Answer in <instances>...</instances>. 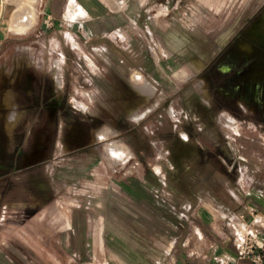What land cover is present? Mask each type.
Returning <instances> with one entry per match:
<instances>
[{
  "label": "rangeland",
  "instance_id": "rangeland-1",
  "mask_svg": "<svg viewBox=\"0 0 264 264\" xmlns=\"http://www.w3.org/2000/svg\"><path fill=\"white\" fill-rule=\"evenodd\" d=\"M20 3L0 0L3 70L35 48L39 64L71 45L98 48V62L71 55L69 98L38 101L8 138L14 147L0 149V264H177L208 253L220 264L225 239L207 230L211 217L232 252L241 234L263 243L262 212L248 223L222 213L239 206L230 193L252 205L246 195L264 191V54L254 47L264 46V0H154L139 22L146 35L128 45L108 11L78 29L73 4L59 45L64 33H46L48 0L34 3L35 29L11 34ZM80 8L81 22L92 18ZM147 82L148 97L138 91Z\"/></svg>",
  "mask_w": 264,
  "mask_h": 264
},
{
  "label": "crops",
  "instance_id": "crops-1",
  "mask_svg": "<svg viewBox=\"0 0 264 264\" xmlns=\"http://www.w3.org/2000/svg\"><path fill=\"white\" fill-rule=\"evenodd\" d=\"M151 1L154 0H77V3L71 2V0H48L45 8V16L43 18L44 23L46 24L47 37L49 36V33L54 32V30L57 29L64 33L62 37L59 35L60 37L57 36L56 38V42L59 43V45L62 44V39H65L67 36L62 28L66 25L64 24L65 21L71 20L66 18V7L68 5V13L71 15L72 11L70 5L73 4V6L77 5V8L75 6V11L73 13L78 15L79 19L81 15H83L80 8L81 6L92 15V18L85 19L84 22H81L79 19L74 20V22L77 23L78 29L83 28L85 31L88 29L87 32L89 33L90 27L86 28L85 26L90 22H93L95 25L97 20H100L103 23L106 22L107 19L105 15L108 11L110 21L116 27V35L124 38L126 45H128L130 40H133L134 37L141 36L143 38V36L146 35L144 29L139 27V22L149 20V5ZM156 2H160V0H156ZM3 30V28L0 29V34ZM97 33L100 35L101 31ZM71 35L74 34L71 33ZM75 47L77 46L71 45L69 48L61 46L57 61L52 58L50 61L39 64L35 59L38 57V53L36 52L37 48L32 52L31 49L25 46L22 48L31 51L30 53L25 54L26 56L24 60H18V62H15L9 70H3V67L0 65V149L4 147H14V142L8 140V138L12 137L20 117L26 116L33 111L37 106L38 101L66 100L69 98V77L65 70V64L66 61L71 60V55L81 57L80 55L82 54L84 56L89 54L98 62V48H93V50L90 51L79 45L77 49ZM127 51L128 50H126V54H128ZM119 52L118 49L111 50V58L121 60L120 56H118ZM46 53H48V51ZM49 53L53 57V50ZM149 86L150 83L147 82L144 88L138 87V91L148 97L150 96ZM96 97L97 96H95L94 99H96ZM139 117L140 113L135 109L130 113L131 119H139ZM156 170L161 181L165 182L166 174L163 173L162 168H156ZM249 193L246 197L250 196L254 200V203H252L254 206H252L249 201L248 203L247 201H242L238 194L230 193L231 198L237 201L239 206L234 209V211H226L223 209L224 212L222 214L224 216H234L241 221V218H244L246 215V219L243 220L246 223H248L252 219V215H254L251 211L252 208L253 210L264 214V191ZM242 197L245 198L244 195ZM223 223L224 222L216 221L215 218L211 217L208 220L209 228L207 229L210 231L211 227L213 231L223 235V238L225 239V241L221 243L223 247L218 250L222 254V262L220 264H239L240 262L237 259V254L229 249V242L226 240L227 234L223 227ZM208 240L209 242H212L210 239ZM261 240L263 241L262 244H264V235L261 236ZM169 254L170 250L163 248V255H165L166 258ZM211 256L212 255L208 253L204 255L203 258L198 259L185 260L183 258H177L176 262L177 264H212L210 261ZM215 263L218 264V262Z\"/></svg>",
  "mask_w": 264,
  "mask_h": 264
},
{
  "label": "bare ground",
  "instance_id": "bare-ground-1",
  "mask_svg": "<svg viewBox=\"0 0 264 264\" xmlns=\"http://www.w3.org/2000/svg\"><path fill=\"white\" fill-rule=\"evenodd\" d=\"M36 0H21V3L19 4L18 8H15L13 10V16L10 20L9 23V29L13 34H17V35H25L28 33V31L30 29H32V27H34V25L37 22V13H36V8L34 7V3ZM12 14V13H11ZM11 16V15H10ZM8 28V27H7ZM8 29V30H9ZM222 38V37H221ZM229 40V39H228ZM221 41V40H220ZM204 64V63H203ZM203 64L200 65V69L203 67ZM105 133V130H104ZM120 142V141H119ZM113 143V142H111ZM115 143V141H114ZM110 144V143H109ZM112 145V144H111ZM119 145V144H117ZM111 147V146H110ZM113 147V146H112ZM117 148V147H116ZM115 148V149H116ZM126 148V147H125ZM124 148V149H125ZM113 149V148H112ZM128 150V148H126ZM109 150L111 151V149L109 148ZM108 151V150H107ZM117 151V149H116ZM120 151V150H119ZM113 152V151H112ZM118 152V151H117ZM120 151V155H121ZM129 153V152H128ZM111 154V152H110ZM117 155V153H115ZM115 154H113L114 156H116ZM123 154V153H122ZM112 155V156H113ZM124 155H127V153L125 152ZM119 159V158H117ZM243 235V234H241Z\"/></svg>",
  "mask_w": 264,
  "mask_h": 264
},
{
  "label": "built area",
  "instance_id": "built-area-1",
  "mask_svg": "<svg viewBox=\"0 0 264 264\" xmlns=\"http://www.w3.org/2000/svg\"><path fill=\"white\" fill-rule=\"evenodd\" d=\"M236 249L239 262L264 264V244H261L252 233L248 232L242 235L238 240Z\"/></svg>",
  "mask_w": 264,
  "mask_h": 264
},
{
  "label": "flooded vegetation",
  "instance_id": "flooded-vegetation-1",
  "mask_svg": "<svg viewBox=\"0 0 264 264\" xmlns=\"http://www.w3.org/2000/svg\"><path fill=\"white\" fill-rule=\"evenodd\" d=\"M257 51H260L261 53L264 54V46L262 45H254Z\"/></svg>",
  "mask_w": 264,
  "mask_h": 264
}]
</instances>
